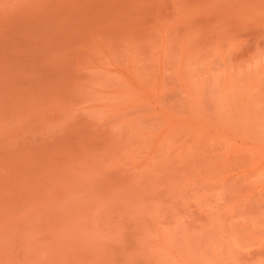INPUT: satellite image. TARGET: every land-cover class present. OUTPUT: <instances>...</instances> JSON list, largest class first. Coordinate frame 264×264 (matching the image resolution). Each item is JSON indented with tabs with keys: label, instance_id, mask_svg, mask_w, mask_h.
<instances>
[{
	"label": "rangeland",
	"instance_id": "374dc122",
	"mask_svg": "<svg viewBox=\"0 0 264 264\" xmlns=\"http://www.w3.org/2000/svg\"><path fill=\"white\" fill-rule=\"evenodd\" d=\"M0 264H264V0H0Z\"/></svg>",
	"mask_w": 264,
	"mask_h": 264
}]
</instances>
